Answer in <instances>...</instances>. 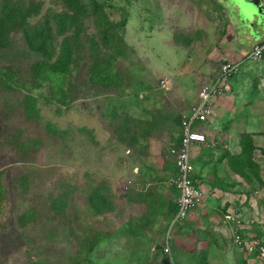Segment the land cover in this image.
<instances>
[{
	"label": "rangeland",
	"instance_id": "1",
	"mask_svg": "<svg viewBox=\"0 0 264 264\" xmlns=\"http://www.w3.org/2000/svg\"><path fill=\"white\" fill-rule=\"evenodd\" d=\"M96 1L0 0V264H264L233 236L256 238L264 204L248 201L240 228L222 192L209 197V182L234 189L226 130L233 151L264 130V57L225 75L193 123L209 137L191 146L205 192L172 221L181 118L234 46L263 35V5Z\"/></svg>",
	"mask_w": 264,
	"mask_h": 264
},
{
	"label": "built area",
	"instance_id": "2",
	"mask_svg": "<svg viewBox=\"0 0 264 264\" xmlns=\"http://www.w3.org/2000/svg\"><path fill=\"white\" fill-rule=\"evenodd\" d=\"M264 56V36L261 40L254 43L249 50L237 60H225L220 64L211 81L205 82L199 92L198 101L181 118L180 122V141L175 156L176 175L172 182L176 189L174 201L176 211L173 215V222L184 219L186 215L196 207L203 199L204 187L201 182L193 179L195 171L194 163L191 158V146L203 144L207 140V134L201 129L193 126L195 121H207L213 115V99L220 96L230 88L229 82L224 80L225 75H230L238 70L239 64L243 60H259ZM229 216V215H228ZM234 241L244 244L249 253H255L257 258H264V244L257 238H244L239 233H234ZM168 251V246L164 247Z\"/></svg>",
	"mask_w": 264,
	"mask_h": 264
},
{
	"label": "crops",
	"instance_id": "3",
	"mask_svg": "<svg viewBox=\"0 0 264 264\" xmlns=\"http://www.w3.org/2000/svg\"><path fill=\"white\" fill-rule=\"evenodd\" d=\"M263 36H264V33L257 41L261 40ZM233 41H235V37H233ZM257 41H255L254 43H256ZM254 43L248 45L247 48L244 49L243 51H238V49H236V47L234 46V50H233L234 53L233 54H235V56L233 57L232 60H236V56L240 57V55H243L247 50H249V48ZM235 122L236 121H235V118H234V121L232 123L230 122V124H233ZM238 122H240V121L238 120ZM242 124H244L246 126V123H242ZM231 129L232 128H228V130H226L227 131L226 132V136L228 135L230 137V141L228 142L229 146H227V147H229V151L230 152L239 153L241 151L240 148L238 149L235 146L234 148L235 149L237 148L235 151H233L231 149V143H232L231 142V136L235 135L234 131L231 130ZM243 130H246V131H258L257 129L251 130L250 128H248V126L243 127ZM205 132L207 134V140H208L209 139L208 132L207 131H205ZM251 136H252L253 143L255 144L256 148L257 149H260L258 147L262 148V145L257 141L256 137H261L263 139V140H260L261 143H262L264 141V130L261 131V132H258V133H251ZM195 145H197V144H195ZM195 145H193V146H195ZM253 160L255 162H257L259 164V166L261 167V164L259 163V161L257 160V158L255 156L253 157ZM231 174H230L229 184L231 185L230 187L231 188L234 187V189L232 191H226L222 186H221L222 189H220L218 186H216V184L218 183L217 181L215 183H210L209 182V185L212 186V189H211L212 192L209 195V197H211L213 195L215 196V195H217V193L222 192V194L220 196L223 198V200H224L223 202H226V203H224L227 206L226 210H229V209L233 208V209H231V211H233L235 213V216H236L235 218L239 222V227L240 228H245V227H248L249 224L247 223V220L243 219V215L244 216H246V215L247 216H249V215L251 216L250 211H249L251 209L248 208L249 206H248L247 203H248V201L251 202V205H252V207H254L256 213L257 212L258 213L261 212V209H262L263 204H264V200L261 198V196H260L261 194L260 193H261V190L264 187L263 186L259 187L256 184L250 185L242 176L238 177V174L234 173L233 175H235V174L236 175H235V178H233V177H231ZM232 181H234V183H231ZM202 185H203V183H202ZM231 198H233L234 200L231 201L230 200ZM247 212H249V213H247ZM227 215H230V214H227ZM253 217L258 218V216H255L254 214H253ZM252 222H254V221H252ZM254 225L258 228L257 230L261 229L262 233H261L260 237H261L262 240H264V223L261 222L259 224V222H255Z\"/></svg>",
	"mask_w": 264,
	"mask_h": 264
},
{
	"label": "trees",
	"instance_id": "4",
	"mask_svg": "<svg viewBox=\"0 0 264 264\" xmlns=\"http://www.w3.org/2000/svg\"><path fill=\"white\" fill-rule=\"evenodd\" d=\"M95 2H97L96 0H93ZM105 1V0H104ZM72 2L75 5L80 4L79 0H72ZM6 24L0 21V46L4 45V36L3 33L5 32V26ZM57 65V64H56ZM58 66V65H57ZM62 66V65H60ZM3 72V70H1L0 68V73ZM181 122V121H180ZM181 130V128H180ZM251 134L250 136H246V139L248 140L247 144L242 145V149L239 153H233V152H224L225 154H227V164L230 167V173H236L239 174L240 176H242L250 185H260V184H264V178L261 175L260 172V166L257 162H255L253 160V156H252V151L256 148L255 144L253 143V139L251 138ZM252 139V140H251ZM179 141H180V133H179ZM216 161H219L216 159ZM193 162V160H192ZM215 164V162H214ZM217 165V163L215 164ZM195 166V165H194ZM218 171V168L217 170ZM193 179L198 183L201 182L200 181V172L195 169L194 173H193ZM231 183H234V181H232ZM222 186L223 183H222ZM176 190V189H175ZM174 213L176 211V203L174 201ZM256 238L264 244V240H262L260 238L261 236V229L257 230L256 233ZM255 255V253H252Z\"/></svg>",
	"mask_w": 264,
	"mask_h": 264
},
{
	"label": "water",
	"instance_id": "5",
	"mask_svg": "<svg viewBox=\"0 0 264 264\" xmlns=\"http://www.w3.org/2000/svg\"><path fill=\"white\" fill-rule=\"evenodd\" d=\"M256 1L260 2L263 5V10L258 9V12L264 13V0H256Z\"/></svg>",
	"mask_w": 264,
	"mask_h": 264
}]
</instances>
